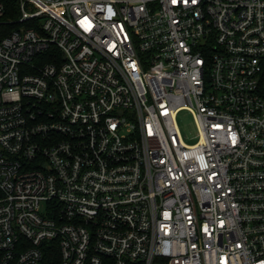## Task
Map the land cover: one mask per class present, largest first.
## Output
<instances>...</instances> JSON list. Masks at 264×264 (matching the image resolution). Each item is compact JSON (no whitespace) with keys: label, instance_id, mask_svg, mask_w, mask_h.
Returning <instances> with one entry per match:
<instances>
[{"label":"built area","instance_id":"built-area-1","mask_svg":"<svg viewBox=\"0 0 264 264\" xmlns=\"http://www.w3.org/2000/svg\"><path fill=\"white\" fill-rule=\"evenodd\" d=\"M5 14L0 264H264V0Z\"/></svg>","mask_w":264,"mask_h":264},{"label":"rangeland","instance_id":"rangeland-1","mask_svg":"<svg viewBox=\"0 0 264 264\" xmlns=\"http://www.w3.org/2000/svg\"><path fill=\"white\" fill-rule=\"evenodd\" d=\"M178 123L182 133L187 137L188 142H194L197 134V127L194 116L190 110H181L178 114Z\"/></svg>","mask_w":264,"mask_h":264},{"label":"trees","instance_id":"trees-1","mask_svg":"<svg viewBox=\"0 0 264 264\" xmlns=\"http://www.w3.org/2000/svg\"><path fill=\"white\" fill-rule=\"evenodd\" d=\"M5 8H6V14L5 18H13L18 16V1L19 0H0ZM14 25L6 26V30L9 31L11 28H13ZM1 196V193H0ZM45 264H54L53 258L51 256L46 257V263Z\"/></svg>","mask_w":264,"mask_h":264}]
</instances>
